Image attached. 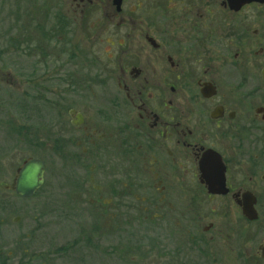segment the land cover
I'll return each instance as SVG.
<instances>
[{
    "label": "flooded vegetation",
    "instance_id": "flooded-vegetation-1",
    "mask_svg": "<svg viewBox=\"0 0 264 264\" xmlns=\"http://www.w3.org/2000/svg\"><path fill=\"white\" fill-rule=\"evenodd\" d=\"M0 5L6 46L33 64L1 81L15 92L0 97L6 136L28 141L37 100L38 145L73 174L75 209L173 227L205 259L243 243L240 260L264 264V0ZM66 35L103 37V52ZM31 158L47 170L30 157L12 182Z\"/></svg>",
    "mask_w": 264,
    "mask_h": 264
},
{
    "label": "rangeland",
    "instance_id": "rangeland-1",
    "mask_svg": "<svg viewBox=\"0 0 264 264\" xmlns=\"http://www.w3.org/2000/svg\"><path fill=\"white\" fill-rule=\"evenodd\" d=\"M4 11L0 5V82L11 77L20 83L25 67L30 73L33 64L23 57L19 46L14 51L6 46L8 22ZM72 27L78 29L79 25ZM69 43L93 46L96 53L103 47V37L66 35L62 44ZM2 82L0 97L15 94L13 87ZM2 101L3 98L1 104ZM26 106V143L14 145L7 138L8 113H0V264H245L240 260L244 255L243 243L217 240L213 246L217 253L205 259L192 240L182 237L173 227L156 229L143 221L135 223L130 215L124 216L121 223H114L103 212L75 209L67 183L68 176L73 174L67 168H58L50 147L38 145L37 100L29 98ZM30 157L46 160L45 184L33 197L24 198L5 187L12 182L20 163ZM126 220L131 221L125 223ZM168 233H172L170 246L166 242Z\"/></svg>",
    "mask_w": 264,
    "mask_h": 264
},
{
    "label": "water",
    "instance_id": "water-1",
    "mask_svg": "<svg viewBox=\"0 0 264 264\" xmlns=\"http://www.w3.org/2000/svg\"><path fill=\"white\" fill-rule=\"evenodd\" d=\"M46 164L43 160L31 158L25 162L19 170L18 176L7 188L13 189L18 195L30 198L43 186L45 181ZM245 214L253 219L254 214L250 211ZM19 218H17L18 220Z\"/></svg>",
    "mask_w": 264,
    "mask_h": 264
},
{
    "label": "trees",
    "instance_id": "trees-1",
    "mask_svg": "<svg viewBox=\"0 0 264 264\" xmlns=\"http://www.w3.org/2000/svg\"><path fill=\"white\" fill-rule=\"evenodd\" d=\"M3 264H5V263H3Z\"/></svg>",
    "mask_w": 264,
    "mask_h": 264
}]
</instances>
